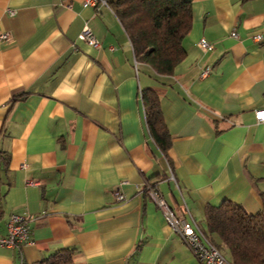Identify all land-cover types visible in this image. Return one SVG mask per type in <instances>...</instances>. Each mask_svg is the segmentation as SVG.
<instances>
[{
    "label": "crops",
    "instance_id": "0c3cea01",
    "mask_svg": "<svg viewBox=\"0 0 264 264\" xmlns=\"http://www.w3.org/2000/svg\"><path fill=\"white\" fill-rule=\"evenodd\" d=\"M84 2L0 0L12 35L0 40V238L12 213L31 227L21 248L0 245V264L65 249L86 264H198L149 192L202 229L207 206L262 208L264 0H191L172 75L136 60L108 3ZM85 26L100 47L79 39ZM145 88L160 94L166 153L146 122Z\"/></svg>",
    "mask_w": 264,
    "mask_h": 264
},
{
    "label": "trees",
    "instance_id": "16d2710c",
    "mask_svg": "<svg viewBox=\"0 0 264 264\" xmlns=\"http://www.w3.org/2000/svg\"><path fill=\"white\" fill-rule=\"evenodd\" d=\"M133 44L136 60L149 65L157 75H172L186 57L184 37L192 27L191 0H108ZM146 122L156 145L164 153L172 145L163 117L160 94L142 90ZM262 208L249 213L241 204L226 200L207 206L204 232L221 250L231 253L232 264H264V193ZM73 249L60 250L33 264H86L74 260Z\"/></svg>",
    "mask_w": 264,
    "mask_h": 264
},
{
    "label": "built area",
    "instance_id": "2783aa9c",
    "mask_svg": "<svg viewBox=\"0 0 264 264\" xmlns=\"http://www.w3.org/2000/svg\"><path fill=\"white\" fill-rule=\"evenodd\" d=\"M101 2L107 4V0H85L84 5L95 7ZM232 36H238L237 32H232ZM11 37L10 32L0 29V40L7 41ZM78 37L94 47L101 46L100 41L88 26L83 28ZM198 45L206 51L213 49V44L205 37L199 40ZM256 119L258 122H264V107L256 111ZM149 194L156 200L168 224L181 235L184 242L190 247L198 260V264H229L222 250L210 240L209 236L193 218L191 220L179 218L158 190L151 188ZM115 198L117 201H123L125 195L120 190H116ZM29 221L30 216L27 214L12 213L8 222V232L0 238V245L19 249L28 243L31 228Z\"/></svg>",
    "mask_w": 264,
    "mask_h": 264
},
{
    "label": "rangeland",
    "instance_id": "374dc122",
    "mask_svg": "<svg viewBox=\"0 0 264 264\" xmlns=\"http://www.w3.org/2000/svg\"><path fill=\"white\" fill-rule=\"evenodd\" d=\"M221 250L225 254L227 260L230 262L231 261V253H230V251L227 248H225V247H223Z\"/></svg>",
    "mask_w": 264,
    "mask_h": 264
}]
</instances>
